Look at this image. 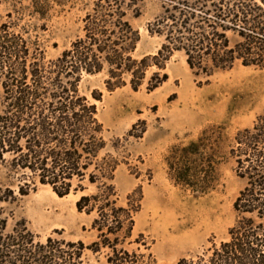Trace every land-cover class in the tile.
Masks as SVG:
<instances>
[{"label": "trees", "instance_id": "trees-1", "mask_svg": "<svg viewBox=\"0 0 264 264\" xmlns=\"http://www.w3.org/2000/svg\"><path fill=\"white\" fill-rule=\"evenodd\" d=\"M140 9L137 0H98L84 17L83 34L49 61L23 38L12 40L7 25L2 26L0 168L8 172L0 179V264H87L86 250H106L107 264H161L152 254L126 247L133 243L141 205H119L115 180L121 162L109 152L97 107L81 92L80 82L104 73L109 91L126 86L137 91L149 69L163 70L176 52L196 76L211 77L239 65L264 69V0H162L147 31L163 44L142 58L135 55L141 35L130 19L139 17ZM168 79L154 72L147 90ZM224 138L222 127H210L195 140L174 145L165 157L169 178L195 194L216 189L218 167L226 158L234 160L237 177L245 181L228 240L176 264H264V115L238 131L228 153L222 151ZM38 184L59 197L81 192L77 210L94 215L97 240L87 246L63 238L41 241L25 221L9 231L16 192L29 195Z\"/></svg>", "mask_w": 264, "mask_h": 264}, {"label": "rangeland", "instance_id": "rangeland-1", "mask_svg": "<svg viewBox=\"0 0 264 264\" xmlns=\"http://www.w3.org/2000/svg\"><path fill=\"white\" fill-rule=\"evenodd\" d=\"M97 1L0 0V35L4 34L2 26L7 25L12 40L18 43L23 38L32 51H44L46 61L56 59L83 34L84 17ZM137 2L141 15L130 19L141 35L135 55L142 58L156 54L163 44L160 37L147 31L162 0ZM156 71L168 74L169 79L148 91L147 82ZM106 79L104 73L85 76L80 90L96 105L108 150L121 162L115 180L119 205H141L135 214L133 243L126 247L152 254L161 264H176L228 240V230L237 221L234 203L245 186L237 177L234 160H223L216 189L201 195L174 184L165 157L174 145L187 144L210 127L223 128L222 151L228 153L238 131L251 128L264 115V69L239 65L211 77L196 76L185 56L176 52L163 70L152 66L137 91L130 86L109 91ZM94 94L101 99H95ZM2 96L0 81V102ZM7 172L0 168V179H5ZM11 181L19 183L17 178ZM51 189L38 184L29 195L16 192L17 202L9 207L13 211L9 231L25 221L38 240L46 242L53 237L91 245L98 233L92 228L94 215L77 210L81 192L59 197ZM49 213L71 216L72 222L40 220L42 214ZM140 235V243L134 242ZM85 259L87 264H107V251L94 254L86 250Z\"/></svg>", "mask_w": 264, "mask_h": 264}, {"label": "bare ground", "instance_id": "bare-ground-1", "mask_svg": "<svg viewBox=\"0 0 264 264\" xmlns=\"http://www.w3.org/2000/svg\"><path fill=\"white\" fill-rule=\"evenodd\" d=\"M52 193L55 194L54 192H52ZM40 220H42L45 223H48L50 221L51 222H60L62 220L66 221V222H69V223L72 222L71 216H68V217L64 218V216H62V215H53L52 213H49L48 215L42 214Z\"/></svg>", "mask_w": 264, "mask_h": 264}]
</instances>
